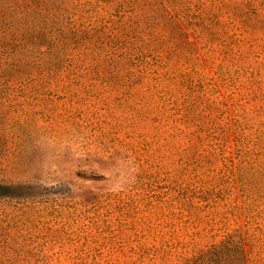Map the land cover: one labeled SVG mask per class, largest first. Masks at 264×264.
Listing matches in <instances>:
<instances>
[{
  "label": "trees",
  "instance_id": "trees-1",
  "mask_svg": "<svg viewBox=\"0 0 264 264\" xmlns=\"http://www.w3.org/2000/svg\"><path fill=\"white\" fill-rule=\"evenodd\" d=\"M89 90L130 130V183L0 181V264H264V0H0V175L28 163L44 104ZM35 206L122 252L51 261Z\"/></svg>",
  "mask_w": 264,
  "mask_h": 264
},
{
  "label": "rangeland",
  "instance_id": "rangeland-1",
  "mask_svg": "<svg viewBox=\"0 0 264 264\" xmlns=\"http://www.w3.org/2000/svg\"><path fill=\"white\" fill-rule=\"evenodd\" d=\"M230 22H224L223 26L229 29ZM214 24L210 23L209 29H214ZM258 34L253 33L252 38ZM185 40L190 42L192 37L189 35ZM92 94L89 90L81 98L44 104V108L50 109L49 117H42L28 130L25 142L28 163L21 166V170L8 171L7 175L3 173L0 181L40 178L43 179L39 182L41 185L59 189L64 196L84 190L98 195V192L126 187L131 181L130 168L125 161L130 130L122 126L110 129L104 106L96 100L87 101ZM90 174L98 179L86 180ZM34 209L37 210H33L29 217L31 233L37 238L34 247L49 252L53 262H72L75 255L84 253L122 252L118 249V242H102L108 233L101 224L99 229L94 228L74 215L67 217L66 224H45L44 221L50 218L49 211L42 210L41 206ZM49 238L53 241H48Z\"/></svg>",
  "mask_w": 264,
  "mask_h": 264
}]
</instances>
